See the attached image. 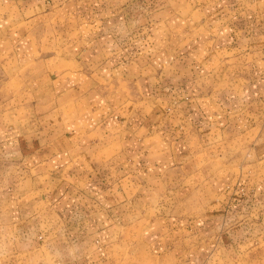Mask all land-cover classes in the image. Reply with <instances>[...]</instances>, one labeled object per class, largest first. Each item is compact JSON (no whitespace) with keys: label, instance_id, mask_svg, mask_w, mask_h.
I'll list each match as a JSON object with an SVG mask.
<instances>
[{"label":"crops","instance_id":"0c3cea01","mask_svg":"<svg viewBox=\"0 0 264 264\" xmlns=\"http://www.w3.org/2000/svg\"><path fill=\"white\" fill-rule=\"evenodd\" d=\"M130 6L0 0V163L20 174L0 200V264H200L226 208L264 220V0L159 1L134 75L90 49ZM78 35L86 57L45 53L64 39L75 54ZM164 77L182 78L178 100L159 96Z\"/></svg>","mask_w":264,"mask_h":264},{"label":"rangeland","instance_id":"374dc122","mask_svg":"<svg viewBox=\"0 0 264 264\" xmlns=\"http://www.w3.org/2000/svg\"><path fill=\"white\" fill-rule=\"evenodd\" d=\"M159 1L161 0H136V9H140V11H135L132 6L129 7L127 11H125V25L124 26V32L119 34L117 32V29L114 27L110 28H94L96 30V39L97 43L95 45H92L90 47H94V49L90 48L94 51H100L99 54L104 56L105 60L108 59L109 55L111 58H115V60L120 57L118 64L121 62H125L126 72L130 75H134V72L129 67L134 66V56L137 55L138 52H147L149 53L151 51V32L149 30V14L151 13L152 9L155 6H159ZM132 1L131 3H133ZM135 7V6H134ZM139 7V8H138ZM240 13V12H239ZM117 18V17H115ZM194 16H190L189 20L190 23H194ZM243 20H241L240 14H238V20L236 23L238 25H235V29H240L243 26ZM117 24V23H115ZM112 26V25H111ZM171 30V29H170ZM88 29L86 30V32ZM105 31V32H104ZM85 33L84 29L82 31ZM163 33V32H162ZM160 31L154 33V39L157 36V39H164L162 36H164ZM81 34V33H80ZM78 39H73L75 42H78V49H74V53H69V44H65L64 39H62V43L57 44L54 43V39H47L49 43L46 45L47 54L58 56L62 55L69 57L70 55L80 56V57H86V44L82 41V38L80 35H78ZM118 36V37H117ZM165 37V36H164ZM109 41L110 43H106V41ZM117 41V42H116ZM153 45V44H152ZM77 46V43H76ZM60 48V50H59ZM76 48V47H75ZM123 53V54H122ZM78 54V55H77ZM186 56H190L185 53ZM97 55V54H95ZM121 55V56H120ZM48 56V55H47ZM99 56V55H98ZM103 59V57H102ZM83 60L81 59L79 63H83ZM95 66H100L104 62L99 60L94 61ZM150 62V60H149ZM148 61L145 63L144 66L148 67ZM116 62L110 61L109 64H115ZM107 64V65H109ZM65 66V65H63ZM183 66L181 65V60L178 61V63L174 66V72H180ZM187 67H185L186 69ZM144 70V69H143ZM164 69H162L163 71ZM174 73V75H175ZM182 78L180 81L172 82L169 81V78L166 79L164 77L163 80L159 81L160 84V93L159 96L163 97L166 95H172L173 97L177 95L182 94V89L184 88L182 85L184 82H182ZM187 84V82H185ZM132 86V84L130 85ZM146 86V85H145ZM182 86V88H181ZM173 90V91H171ZM172 93V94H171ZM182 97V96H181ZM180 97V98H181ZM164 98V97H163ZM177 98V97H175ZM188 98V97H187ZM186 99V98H185ZM182 98V100H185ZM178 100V98L176 99ZM28 150H30L28 148ZM5 157H0V162L4 161ZM131 160V159H130ZM5 162L0 163V200L3 198V196L6 194V184L9 185V189L12 188L13 184L16 183L13 178H17L18 173H10L12 170L10 169V172H6L5 170ZM21 170L22 168L18 167V170ZM100 174V173H99ZM107 176H109L108 173H104ZM10 175V177H9ZM16 175V176H15ZM15 176V177H14ZM98 176V175H97ZM110 181L113 180L114 174L110 172ZM99 181L100 177H97ZM109 181V179H107ZM7 181V182H6ZM111 195H114L111 191ZM242 209H244V205L241 204ZM251 207V206H250ZM250 207L248 211L250 210ZM228 209L226 208V211ZM157 211V209H156ZM223 213L222 221H221V231H219V237L217 240L220 242L218 247H213L211 253H204L205 257L203 260H201L200 264H212L213 258H218L216 263L213 264H232L234 262H239L241 264H245L248 259L253 258L256 260L258 259L263 260L264 259V249L260 246L262 244V241L264 240V224H261V214L262 212L254 211L253 218L250 220H245L246 222H242L240 219L232 218L230 216V213L227 212ZM238 212H245L244 210H240L238 208ZM258 213V217H257ZM241 214H238L240 216ZM239 220V221H238ZM220 228V226H219ZM221 233V234H220ZM217 244V243H216ZM252 246L254 247V250L252 252ZM208 255V256H207ZM256 263V262H254Z\"/></svg>","mask_w":264,"mask_h":264}]
</instances>
